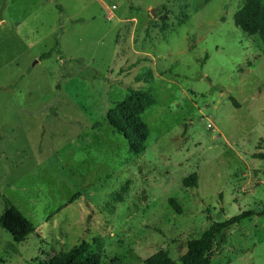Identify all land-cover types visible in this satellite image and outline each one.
Wrapping results in <instances>:
<instances>
[{"label": "rangeland", "instance_id": "374dc122", "mask_svg": "<svg viewBox=\"0 0 264 264\" xmlns=\"http://www.w3.org/2000/svg\"><path fill=\"white\" fill-rule=\"evenodd\" d=\"M247 1L0 0V215L5 196L34 226L19 243L0 226V264L82 240L102 264L179 261L249 210L212 260L264 264V43L236 24ZM129 86L157 99L130 156L117 132Z\"/></svg>", "mask_w": 264, "mask_h": 264}, {"label": "trees", "instance_id": "16d2710c", "mask_svg": "<svg viewBox=\"0 0 264 264\" xmlns=\"http://www.w3.org/2000/svg\"><path fill=\"white\" fill-rule=\"evenodd\" d=\"M188 18L185 13H181L178 24H184ZM235 20L245 32L258 34L264 43V0H248L235 13ZM51 55L52 51L45 52L40 59H47ZM135 80L152 83L154 80L152 70L149 68L148 74H137ZM127 90L124 103L127 108L118 118L117 132L126 140L130 156L146 150L150 129L142 115L157 103V99L149 90L136 89L132 86L127 87ZM232 100L235 101L234 98ZM260 156L264 157L263 154ZM183 184L187 187H197L198 174L196 172L189 174L184 178ZM3 199L5 207L0 215V226L11 233L15 242H22L34 231V226L8 198L4 196ZM169 203L176 211L181 212V207L175 198H170ZM256 213L257 210L243 211L225 221L213 222L199 237L188 242L187 250L180 256L179 261L171 258L167 250H159L146 259V264H216L212 260V252L217 235ZM33 262L35 264H102L99 252L85 240L67 250L53 249L46 258L39 256Z\"/></svg>", "mask_w": 264, "mask_h": 264}, {"label": "water", "instance_id": "95a60500", "mask_svg": "<svg viewBox=\"0 0 264 264\" xmlns=\"http://www.w3.org/2000/svg\"><path fill=\"white\" fill-rule=\"evenodd\" d=\"M152 14H155V9H152Z\"/></svg>", "mask_w": 264, "mask_h": 264}]
</instances>
